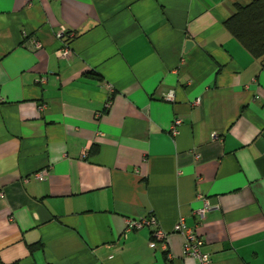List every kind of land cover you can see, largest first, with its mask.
<instances>
[{"label": "crops", "instance_id": "1", "mask_svg": "<svg viewBox=\"0 0 264 264\" xmlns=\"http://www.w3.org/2000/svg\"><path fill=\"white\" fill-rule=\"evenodd\" d=\"M250 1L0 0V264H199L181 218L264 264V59L223 25Z\"/></svg>", "mask_w": 264, "mask_h": 264}, {"label": "built area", "instance_id": "2", "mask_svg": "<svg viewBox=\"0 0 264 264\" xmlns=\"http://www.w3.org/2000/svg\"><path fill=\"white\" fill-rule=\"evenodd\" d=\"M57 36L64 40L66 38H74L76 36L75 30H68L65 27L60 28L57 32ZM41 47L39 41H35V48ZM73 55V51L69 44L64 43L63 47L58 50V56L60 57H71ZM167 98L173 100L175 98V92L170 90L167 93ZM182 120L177 119L175 124L173 125V133H178V126L181 124ZM214 140L220 141L221 136L214 132L212 135ZM49 174V169H44L42 171L36 172L33 177L37 180H44L47 175ZM210 204L209 202L206 203L205 207L200 209L199 212L202 216H204L205 212L209 209ZM146 227H156L155 231L153 232V239L156 241H160L162 244L166 243L167 240V232L163 230L159 226V221L154 215H150L148 217H144L141 219H129L127 220V230L132 229H142ZM175 231L181 232L185 236V242L183 246V256L184 257H193L196 258L199 264H213L212 256L209 252H205L202 249V239L201 237L192 229L189 228L184 218H181L175 225Z\"/></svg>", "mask_w": 264, "mask_h": 264}, {"label": "trees", "instance_id": "3", "mask_svg": "<svg viewBox=\"0 0 264 264\" xmlns=\"http://www.w3.org/2000/svg\"><path fill=\"white\" fill-rule=\"evenodd\" d=\"M224 27L255 57L264 59V0L236 3Z\"/></svg>", "mask_w": 264, "mask_h": 264}, {"label": "water", "instance_id": "4", "mask_svg": "<svg viewBox=\"0 0 264 264\" xmlns=\"http://www.w3.org/2000/svg\"><path fill=\"white\" fill-rule=\"evenodd\" d=\"M187 48H189L191 45H193V41L189 38L186 42Z\"/></svg>", "mask_w": 264, "mask_h": 264}]
</instances>
